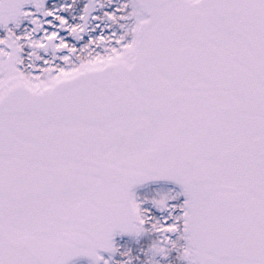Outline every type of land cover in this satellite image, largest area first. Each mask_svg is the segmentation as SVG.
I'll return each instance as SVG.
<instances>
[{
  "label": "snow or ice",
  "instance_id": "1",
  "mask_svg": "<svg viewBox=\"0 0 264 264\" xmlns=\"http://www.w3.org/2000/svg\"><path fill=\"white\" fill-rule=\"evenodd\" d=\"M264 264V0H0V264Z\"/></svg>",
  "mask_w": 264,
  "mask_h": 264
},
{
  "label": "water",
  "instance_id": "2",
  "mask_svg": "<svg viewBox=\"0 0 264 264\" xmlns=\"http://www.w3.org/2000/svg\"><path fill=\"white\" fill-rule=\"evenodd\" d=\"M88 259L85 258V257H76V258H73L69 264H77V263H80V262H85L87 261Z\"/></svg>",
  "mask_w": 264,
  "mask_h": 264
},
{
  "label": "flooded vegetation",
  "instance_id": "3",
  "mask_svg": "<svg viewBox=\"0 0 264 264\" xmlns=\"http://www.w3.org/2000/svg\"><path fill=\"white\" fill-rule=\"evenodd\" d=\"M78 264H88V260L85 262L78 263Z\"/></svg>",
  "mask_w": 264,
  "mask_h": 264
}]
</instances>
